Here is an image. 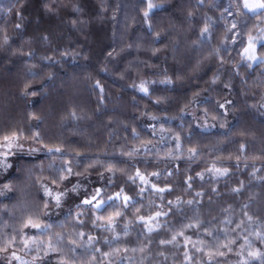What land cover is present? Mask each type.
Returning <instances> with one entry per match:
<instances>
[{
  "label": "trees",
  "instance_id": "trees-1",
  "mask_svg": "<svg viewBox=\"0 0 264 264\" xmlns=\"http://www.w3.org/2000/svg\"><path fill=\"white\" fill-rule=\"evenodd\" d=\"M153 3L164 7L150 14L153 28L149 30L143 16L146 0H0V139L18 130L30 136V125L37 121V130L46 139L61 142L66 152L61 159L76 171L84 173L85 168L93 164L87 173L95 177L99 171L93 168L96 165L106 168L109 163L120 171L127 164L126 153L142 140L149 139L141 126L146 114L178 112L193 94L204 90L213 108L224 97L221 85L226 80L232 84V96L240 109L239 125L246 137L223 156L225 162L220 165L229 173L223 179L208 181V194L212 195V201L231 208L233 216L234 211L240 209L239 198L251 194L252 209L259 210L262 220L258 228H264V179L258 180L253 174L257 169L260 178L264 165L229 161L241 145L245 154L253 152L264 158V117L257 111L262 108L258 98L264 91V64L248 67L241 62L240 53L262 15L238 7L241 0H203L202 3L201 0H153ZM240 11L244 14L240 15ZM206 21L212 30L211 39L200 42L199 32ZM233 22L237 24L235 29H232ZM212 40L217 45L223 41L219 55L211 51L212 45H216ZM64 50L78 54L77 62L61 59ZM154 50L158 51L153 54ZM51 56H55L54 62L49 61ZM133 62L152 70L142 79L144 76L132 71ZM198 62L200 70L193 72ZM156 64L160 68L154 73ZM166 76L173 80L172 85L159 83ZM178 76L182 79H177ZM214 77H218L216 83H212ZM141 81L148 82L150 96L134 87ZM28 90L36 92L34 102L25 97ZM249 104L253 108H249ZM182 129L188 143L198 145L202 139H208L191 130L187 122ZM15 161L11 175L0 182L11 186V191L0 196V248L21 242L23 233L28 230L23 228L28 217L43 219L40 183L42 179L51 182L57 175L58 162L52 157L16 155ZM143 161L153 170L167 165L171 169L170 165H174L170 160L146 158ZM206 163L179 161L178 168L185 171L176 172L173 168L176 181L171 182L165 174L163 177L171 182L173 189L185 193L183 180L188 170L196 173ZM115 179L121 181L120 177ZM117 187H109L110 195L119 191ZM116 203L123 211V215L117 217L119 225H127L130 230L120 242L134 257L131 264H139L145 247L156 255L175 254L177 264H197L195 258L192 263L184 262L185 246L160 243L172 230V225L187 223L182 212L173 211L167 218L169 224L148 233L143 223L135 221L136 203L127 208L122 207L121 201ZM114 211L106 207L96 213L90 207H80L61 225L53 226L54 241L59 237L57 244L62 243L64 248H69L71 241L86 245L88 232L98 234L93 245L71 257L66 256L68 264H97L103 258L102 253L113 255L111 250L119 242H105L93 221L96 215L106 218ZM215 213L209 212L210 219L203 223L211 220ZM208 222L202 224L205 231L214 230ZM80 232L85 235L80 237ZM261 243L260 248L264 247ZM252 264H261V260Z\"/></svg>",
  "mask_w": 264,
  "mask_h": 264
},
{
  "label": "rangeland",
  "instance_id": "rangeland-1",
  "mask_svg": "<svg viewBox=\"0 0 264 264\" xmlns=\"http://www.w3.org/2000/svg\"><path fill=\"white\" fill-rule=\"evenodd\" d=\"M200 32V42L211 39V29L207 34H205L204 37L200 36ZM250 36L257 38V55L259 56L264 54V39H260L261 37H264V15L261 16V20L257 23L254 32ZM248 38L240 50L241 62L246 65L251 63V65L254 66L259 63H254L243 58V49L247 47ZM221 42L223 43V41ZM212 43L216 45H212L211 51L217 55L216 50H219V55L220 49L222 48V43L217 45L214 40H212ZM259 47L261 48L258 49ZM77 57L78 54H72L67 50H64L60 55L61 59H69V61L72 63L77 62ZM49 61L54 62L55 56L49 57ZM135 64L136 63L133 62L132 71L141 77L146 75L148 71L152 70L143 65H139L138 67ZM158 65L159 64H156L154 73L156 69L160 68ZM152 76L154 75L152 74ZM144 78L145 76L142 79ZM225 85H228V87H225ZM221 88V92L224 93V97L217 102L224 103L226 100L232 102L231 104L226 105V109L218 108L217 102L212 108L210 104H208L210 98L208 92L204 90L197 92L199 93V96H196V93L193 94L189 99L187 107H185V105L178 112H174L173 114L148 113L144 116L141 126L143 130L149 135V139L147 138L142 140L139 142V144H136L134 147H132V150L138 149L139 151L132 158H128L127 164L124 165L122 170H116L115 174L113 175L106 170L107 167L104 168L101 165H96L93 170L99 171L97 176L93 177L90 173H85L83 176H70V183L68 181L62 182L59 188H57L56 185H52L48 179H42L40 183V189L43 200L45 201L49 199L44 195L43 189L41 187V185L45 183H47L49 187H52L54 191H61L65 185H67L68 188H71L72 184L80 181L83 185L81 189V197L84 195V189H87V191L90 193L93 188L101 187L103 185L104 187L101 195L104 198L110 195V186H118L117 191H120V189L123 188L124 194L133 197L130 205L136 203L135 207H137L136 209H139L138 212L135 211V221L137 223H143L146 232L148 231L145 223L138 220V217L141 215L145 217V220H147L150 216L154 217L157 211L167 213L166 215H161L155 220L151 221L154 231H158L164 227L166 223H168L167 218L173 211L182 212L184 214L185 221L187 223L182 226H177L175 224L172 225V230L168 231L164 237V240L167 241L171 240L173 235H176L175 241L172 243H166L164 245L176 243L178 245L185 246V250L187 252L184 253V262L189 261L192 263L193 258L196 259L197 264H245V262H247V264H252L254 262H260V259L248 256L249 251L255 252L259 250L261 253H264L261 251L264 250V247L260 248V243L264 242V239H261V237H264V228H258L261 225L262 220L258 215L259 210L252 209L253 197L251 194L243 198H239L238 201L241 199L240 209L234 211L235 215L233 216L231 208L223 204L221 205L219 202H217V200L212 201L210 199L212 195L208 194L207 190L208 181L220 180L226 176H218L214 172H210L209 169H212L214 166L216 168H226L220 165L222 162H225L223 156H227L229 150L233 148L236 143L242 142L244 136L246 137V134L243 133V130L239 125L241 119L240 109L236 99H234L232 96L233 87L231 82L229 83L225 80V82L222 83ZM27 92L31 93L32 91L28 90ZM25 97L28 101H35L33 95H25ZM258 101L262 105V108H257L258 114L264 117V91H262ZM248 106L249 108H253V105L251 104ZM205 108L208 109L207 117H205L204 113ZM226 110L227 115L225 116L224 113ZM70 113L74 118H76L74 111H71ZM217 113H220V115L216 120H213L212 116L217 115ZM152 116H155L156 119H151ZM184 122L188 123V127L191 130L201 135L207 136L208 139H202L198 145L194 143H188V139L182 129ZM221 123L224 124V127H220ZM37 126V121L31 123V132H29L31 135L25 136L28 137V139H23L20 141L24 144V151L17 152V150L13 148L8 157L9 162L14 165L16 162V155H29L27 154V150L30 147H34L41 149V151L36 152L34 155L39 154L52 157L53 161L58 162V165H55V167L60 168L66 163L65 160L61 159V157L66 156V152L61 147V142L59 140L55 141L53 139H46V136L43 133L38 132ZM36 132L39 133V139L38 141H33L30 137ZM177 137H179L178 140ZM2 143L3 138L0 139V144ZM178 143L180 145L179 148H177ZM47 147H60L62 152H54L49 154L46 151ZM193 148L196 150L195 156H191L189 152V149ZM3 151H7V149L0 148V152ZM244 151L240 149L237 152L231 154L229 161L241 164L264 165V158L259 157L257 153L248 152L245 154ZM169 153H172L173 155L169 156ZM146 158H154L161 161L170 160L172 163H174V165H170L172 167L171 169H169L167 165L163 169L153 170L143 161V159ZM0 159H2V157H0ZM179 161L207 162L206 166L200 168L196 173H191V171L188 170V173H186L183 180L185 185V193L173 189V187L170 185L171 182L176 181L174 176L178 170L183 172L185 171L182 168H178L177 163ZM173 168L176 169V172L173 170ZM137 169H139L141 174L145 175L149 179V185L142 184L138 178L136 179L135 183H132V181L128 179L129 176L135 175ZM12 170L13 168L5 172L0 169V182L3 179L9 177ZM73 170L76 171L74 167ZM153 172H159L160 175L153 176L151 175ZM101 173H103V178H101ZM169 173H171V175H169ZM201 173L203 174V179H201L198 175ZM254 173L256 179H264V174H262L259 178L257 169L253 171V174ZM164 174L168 179H171V182L163 177ZM110 176L112 182L108 183V178ZM116 177H120L121 181H117L115 179ZM188 177H192V180L188 181ZM186 181H188V183H185ZM152 183L156 184L157 187L170 188L171 191H166L163 194L157 193L151 188L150 185ZM189 183L191 184V187H188ZM2 187L3 184H0V188ZM141 187H144L146 190L138 195L137 193H139V189ZM197 193H200V195H197ZM161 195L164 197L163 200L160 199ZM81 197L71 194L69 197L64 199L61 208H53L51 205L49 208L44 207V217L40 222L51 224L52 227L48 229L46 233H41L38 229L27 228L28 230L23 233L21 242L13 243L12 246L7 248V251H2L0 253V264H59L61 260H63L65 264H68L66 262V256L71 257L74 254L80 253L88 246L93 245L97 240L98 234L91 232L86 233V245L71 243L69 248H64L62 243L58 245L57 240L54 241V231L52 229L53 226L61 225L65 219L71 217L77 212L78 209L75 207V204L79 202ZM178 198L179 203H177ZM189 200L193 201V203L188 204L187 201ZM169 201H172L173 203L169 204ZM81 207L90 206L81 205ZM209 212H217V214L215 213L214 216H212L211 220H207L209 221V226H213L214 230L216 231H205L203 228V225L207 222L205 221V223H203V221L207 218L210 219V217H208ZM45 213H47V215H45ZM249 217H251V219H249ZM96 222L97 224H94V226L100 231L105 242H109L110 240L113 242H119L116 245L117 247L111 250L113 255L106 256L102 253L103 258L97 264H131L134 261V257L132 258L130 256L129 248L120 242H123L125 238V225L120 226L117 218H115L113 225L114 230H106L103 225L107 224V220L104 219ZM189 224H192L193 227H186ZM237 225H239V227H237ZM181 231H183L184 235H177ZM129 232L130 230L127 226V234H129ZM207 232L211 233V235H209ZM213 234H216V236ZM88 235H91L95 238L91 244H89ZM185 237H189L190 241H186ZM32 238H35L37 243H32ZM25 240L29 241L28 247H25ZM233 240L235 243L229 245V247L232 249L231 251H229L228 248L223 247L224 244H228L229 241ZM49 241L52 242V246L55 248V251L49 249ZM242 245L244 246L243 248H241ZM261 245L264 246V243H261ZM125 249L127 251H125ZM217 249L220 250L217 251ZM65 251H67L68 254H65ZM46 252L47 255H45ZM218 252H223L225 254L221 256L218 254ZM13 253H15V257H19V259L14 258ZM144 253L145 255L139 259V264H177L174 262L177 261L176 258L174 259L175 254L170 257L163 255L162 253L156 255L151 253L147 247L144 248ZM185 254H187V256ZM92 264H96V262Z\"/></svg>",
  "mask_w": 264,
  "mask_h": 264
},
{
  "label": "snow or ice",
  "instance_id": "snow-or-ice-1",
  "mask_svg": "<svg viewBox=\"0 0 264 264\" xmlns=\"http://www.w3.org/2000/svg\"><path fill=\"white\" fill-rule=\"evenodd\" d=\"M19 2V0H18ZM203 2V0H201V3ZM146 10L143 12V16L145 19V23L147 24V27L149 30H152L153 25L150 23V14L152 13V11L154 9L157 8H161L164 7L163 4H156L153 3V0H146ZM232 5L230 4L229 7H231ZM241 7L243 10H247L248 12L253 13L254 15L256 14H261L264 15V0H241V4L238 6ZM78 10V9H77ZM225 11H228V9H225ZM231 14V13H230ZM240 15H243L244 12L240 11L239 12ZM17 27H20V25L18 24ZM237 27V24L235 22L232 23V29H235ZM232 29H228L227 31H231ZM210 31L208 22L206 21L205 23V27L201 30L200 32V36L204 37L205 34H207ZM159 38V34H157V39ZM225 39H227V36H225ZM260 39H264V37H261ZM233 43H235V40L232 41ZM129 47H131V45H129ZM256 47H257V38H254L252 36H249L248 38V44L247 47H245L243 49V58L247 59L248 61L254 62V63H259V64H264V54L261 55H257L256 53ZM155 51L158 50H154ZM219 50H216L217 54H218ZM109 55H111V53H109ZM251 63L248 64V67H251ZM200 70V65L199 62L197 63L196 66L193 67L192 71L193 72H198ZM35 75V74H33ZM177 79H182V77L178 76ZM218 79V77H214L212 83H216V80ZM147 81H141V83L139 85H134V87H136L137 91L143 93L145 96H150V91H149V87L146 86L147 85ZM152 83H156L155 81H153ZM160 84H165V85H172L173 84V80L170 77H167L165 79H162L159 81ZM97 86H99V83L97 82ZM225 87H228V85H225ZM25 95H36L35 91H32L31 93L26 92ZM196 96H199V93H196ZM157 103H159L160 101L157 100ZM231 101L226 100L224 103H220L217 102V107L220 109H226V105L231 104ZM187 107V105L185 106ZM205 113V117L208 116V109L205 108L204 110ZM220 115V113H217V115L212 116L213 120H216L217 117ZM224 115H227V110L225 111ZM33 118L35 117V114H33ZM151 119H156L155 116H152ZM214 126V125H213ZM220 127H224V124L221 123ZM135 135V131L133 133ZM33 141H38L39 139V133L36 132L34 133L31 137H30ZM23 139H28V137L24 136L23 130H18V131H13L10 135H4L3 136V143L0 144V148H4L7 149V151H3L0 152V157H2V159H0V169H2L3 171L7 172L9 169L13 168V164L9 162V154L11 152V150L13 148H15L17 150V152H22L24 151V144L21 143L20 141ZM179 139V137H177V140ZM180 145L179 143L177 144V148H179ZM244 145H241V150H243ZM148 150V149H146ZM41 151V149L39 148H34V147H30L27 150V154L29 155H34L36 152ZM46 151L49 154H52L54 152L59 153L62 152V149L60 147H55V148H51V147H47ZM139 150L138 149H133L129 152L126 153V155L129 158H132L134 155L137 154ZM189 152L191 154V156H195L196 155V150L193 149H189ZM169 156H172V153L168 154ZM175 158V157H173ZM97 163H99V161H97ZM93 164H89L85 170L84 173L79 172V171H74L73 167L69 166L68 163L66 162L65 164H63L60 168L55 169V172L57 173V175L55 177H53L51 179V184L52 185H56L57 188H59L60 184L62 182L65 181H69V177L70 176H83L85 173H87L88 168L93 167ZM49 167L52 168L53 166L51 164H49ZM106 170L109 173H112L113 175L115 174L116 166L114 164L109 163ZM210 172H214L216 175L218 176H223V175H227L228 173V169L226 168H216L215 166L212 169H209ZM101 178H103V173L100 174ZM151 175L153 176H159L160 173L159 172H153ZM169 175H171V173H169ZM200 176L201 179H203V174H198ZM139 179V181L144 184V185H149L150 181L149 179L141 174V172L139 171V169L136 170V173L134 176H129L128 179L130 181H132V183L136 182V179ZM192 180V177H188V181ZM188 181H186L185 183H188ZM111 176L108 178V183H111ZM151 188L157 192V193H161L163 194L164 192L168 191L170 192L171 189L170 188H161V187H157L156 184L152 183ZM44 195L46 197H48V200L44 201V207L45 208H49V206L51 205V207L53 208H61L63 201L65 198L69 197L71 194H75V196L77 197H81V189L83 187L82 183L80 181H77L76 183L72 184L71 188H68L67 185L64 186L63 190L61 191H54L52 187H49V185L47 183L42 184L41 185ZM103 185L101 187H95L92 189V191L89 193L87 191V189H84V195L80 198L79 202L75 204V207L77 209H79L81 207V205H88L90 206L91 210L93 212L99 213L102 210H104L106 207L107 208H111L114 209L115 211L112 213V215L108 216V217H104L103 215H96L95 220L93 221V223L95 224L96 221H100V220H104L107 219V224L103 225V227H105L106 230H114L113 229V225L115 222V218L120 217L121 215H123V211L121 208V205H118L116 203V201H122V207L123 208H127L129 207L130 203L133 200V197L124 194V189L121 188L120 191L116 192L114 195H109L106 198L102 197L101 193L103 191ZM188 187H191V184H188ZM146 189L144 187H141L139 189V193H137L138 195L143 193ZM11 191V186L9 184H4L2 188H0V196H4L6 194V192ZM233 191H239V189H233ZM197 195H200V193H197ZM160 199L163 200L164 197L163 195L160 196ZM172 201H169V204H172ZM177 203H179V198L177 199ZM188 204H192L193 201L189 200L187 201ZM136 211L138 212L139 209H136ZM167 213H162L160 211H157L155 216H150L148 217L147 220H145L144 216H139L138 220L140 222H144L146 227H147V231L148 232H152L154 231V227L151 224V221L155 220L157 217L161 216V215H166ZM45 215H47V213H45ZM80 213H77V218H79ZM249 219H251V217H249ZM80 223H83V221H80ZM52 227L51 224L48 223H41L39 221V218L33 219V217H28L26 219V221L23 224V228H33V229H38L41 233H46V231L48 229H50ZM186 227H193L192 224L187 225ZM237 227H239V225H237ZM209 235H211V233H208ZM78 235L80 237H83L85 235L84 232H80L78 233ZM125 235H127V225H125ZM177 235L183 236L184 233L183 231L179 232ZM14 239V238H13ZM59 237L57 238V242H59ZM95 238L91 235H88V241L89 244H91V242L94 240ZM261 239H264V237H261ZM176 240V235H173L171 240H161L160 243L161 244H166V243H172L173 241ZM186 241H190L189 237H185ZM32 243H37V241L35 240V238H32ZM71 243L75 244V241H71ZM235 243V241H229L228 244H224L223 247L228 248L229 251H231V247H229L230 244ZM25 247H28L29 241L25 240L24 241ZM49 249L55 251V248H53L52 246V242L49 241L48 244ZM244 246L242 245L241 248H243ZM0 251H7V248H0ZM97 251H99V249H97ZM118 251V250H117ZM125 251H127L125 249ZM219 255H224L225 253L223 252H218ZM45 255H47V252L45 253ZM104 255H109V253H104ZM187 256V254H185ZM211 255V254H209ZM14 258L19 259V257H15V253H13ZM248 256L249 257H254V258H258L261 260V264H264V253H261L259 250L252 252L249 251L248 252ZM59 264H65V262L63 260H61L59 262ZM245 264H247V262H245Z\"/></svg>",
  "mask_w": 264,
  "mask_h": 264
}]
</instances>
